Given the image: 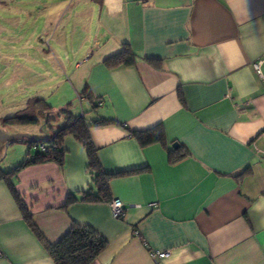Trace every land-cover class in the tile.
Here are the masks:
<instances>
[{
  "label": "crops",
  "instance_id": "0c3cea01",
  "mask_svg": "<svg viewBox=\"0 0 264 264\" xmlns=\"http://www.w3.org/2000/svg\"><path fill=\"white\" fill-rule=\"evenodd\" d=\"M79 3L71 25L83 30L84 56L72 75L77 94L86 86L92 99L73 113L114 122L88 131L124 215L112 216L110 201L81 200L96 190L85 149L69 135L61 165L31 164L11 179L45 241L76 223L106 240L90 264H264V0ZM122 43L134 62L104 66ZM60 120L19 140L49 136ZM154 127L163 141L146 146L129 132ZM178 148L170 162L168 149ZM0 254V264H54L1 179Z\"/></svg>",
  "mask_w": 264,
  "mask_h": 264
},
{
  "label": "rangeland",
  "instance_id": "374dc122",
  "mask_svg": "<svg viewBox=\"0 0 264 264\" xmlns=\"http://www.w3.org/2000/svg\"><path fill=\"white\" fill-rule=\"evenodd\" d=\"M62 1L0 0V129L11 137L6 143L0 140L1 169L23 161L27 145L19 135L39 134L40 125H1L28 99H43L54 111L70 104L73 113L84 106L72 75L84 56L79 52L83 30L79 24L71 25L81 17L77 12L81 2Z\"/></svg>",
  "mask_w": 264,
  "mask_h": 264
},
{
  "label": "trees",
  "instance_id": "16d2710c",
  "mask_svg": "<svg viewBox=\"0 0 264 264\" xmlns=\"http://www.w3.org/2000/svg\"><path fill=\"white\" fill-rule=\"evenodd\" d=\"M135 56L130 45L128 43H122L118 51L106 56L102 60V64L108 68L118 65H130L134 62ZM79 97L87 100L92 99V95L86 86L83 88L82 92H80ZM69 105L70 104H67L64 108L54 111L43 99L33 97L26 101L22 110L1 121L2 126L15 124L38 125L41 122L42 126L44 125L49 128L57 119L63 118L64 120L63 124L55 131L51 132L49 136L42 138L29 137L20 140L27 145V152L23 161L9 171L0 170V179L6 183L23 219L38 241L42 244L54 264H90L103 251L106 246V240L91 227L72 223L64 236L56 243H47L34 224L28 207L16 192L11 182L12 177L16 175L19 170L28 165L43 162H53L61 165L65 154L62 143L64 138L70 135L85 149L87 158L86 168L91 174L92 183L96 190L92 192L91 189H89L87 193L82 194L81 200L91 202L110 201L108 181L112 175L102 171L88 130L91 126L107 125L114 122L104 118L92 120L89 119L85 113L79 116L71 112ZM129 132L141 146L163 141L162 131L158 127L146 131ZM41 144L45 145V151L38 150ZM179 149L180 148L175 150L168 149V158L170 162H175L182 157V154L178 152ZM248 170L247 168L243 173H248ZM74 200L75 198L73 195H68L64 207Z\"/></svg>",
  "mask_w": 264,
  "mask_h": 264
},
{
  "label": "built area",
  "instance_id": "2783aa9c",
  "mask_svg": "<svg viewBox=\"0 0 264 264\" xmlns=\"http://www.w3.org/2000/svg\"><path fill=\"white\" fill-rule=\"evenodd\" d=\"M260 63L257 62L253 65L255 72L258 75H261L260 72V68H259ZM45 145H39L38 150L40 151H45ZM110 211L112 213V216L116 217V218H121L124 215V208H123V204L121 202V200L114 198L110 201ZM169 253L168 252H154L152 253V258L155 259H159V258H164L166 256H168ZM1 256V254H0Z\"/></svg>",
  "mask_w": 264,
  "mask_h": 264
},
{
  "label": "water",
  "instance_id": "95a60500",
  "mask_svg": "<svg viewBox=\"0 0 264 264\" xmlns=\"http://www.w3.org/2000/svg\"><path fill=\"white\" fill-rule=\"evenodd\" d=\"M4 138H5V140H8V139H10L11 137L9 138V136H8V137L6 138V136H4V135L0 132V139H4ZM176 146H177L176 143H173V144H172V147H173V148L176 147Z\"/></svg>",
  "mask_w": 264,
  "mask_h": 264
},
{
  "label": "flooded vegetation",
  "instance_id": "af4514ba",
  "mask_svg": "<svg viewBox=\"0 0 264 264\" xmlns=\"http://www.w3.org/2000/svg\"><path fill=\"white\" fill-rule=\"evenodd\" d=\"M1 145H2V144L0 143V147H1Z\"/></svg>",
  "mask_w": 264,
  "mask_h": 264
}]
</instances>
